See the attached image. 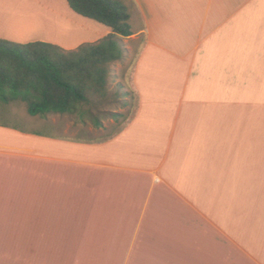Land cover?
Returning <instances> with one entry per match:
<instances>
[{
  "label": "crops",
  "instance_id": "0c3cea01",
  "mask_svg": "<svg viewBox=\"0 0 264 264\" xmlns=\"http://www.w3.org/2000/svg\"><path fill=\"white\" fill-rule=\"evenodd\" d=\"M122 1L134 60L112 68L136 105L118 133L0 103V264H264V0ZM111 32L67 0H0L2 39Z\"/></svg>",
  "mask_w": 264,
  "mask_h": 264
},
{
  "label": "trees",
  "instance_id": "16d2710c",
  "mask_svg": "<svg viewBox=\"0 0 264 264\" xmlns=\"http://www.w3.org/2000/svg\"><path fill=\"white\" fill-rule=\"evenodd\" d=\"M67 1L74 11L112 32L73 50L45 41L25 44L0 38V103L25 104L32 115L71 114L85 119L93 115L87 105L110 97L112 63L126 51L122 38L133 34L129 6L122 0ZM95 122L101 125L100 117Z\"/></svg>",
  "mask_w": 264,
  "mask_h": 264
},
{
  "label": "rangeland",
  "instance_id": "374dc122",
  "mask_svg": "<svg viewBox=\"0 0 264 264\" xmlns=\"http://www.w3.org/2000/svg\"><path fill=\"white\" fill-rule=\"evenodd\" d=\"M136 22H132V26L133 29L136 30ZM131 37H124L122 38V43L124 46H126L127 44H130L131 42H133V39H130ZM141 41V39H137V42L139 43ZM126 54L124 53L123 57ZM122 57V58H123ZM125 62L123 63L125 67H123L120 71V75H123L125 77H127L129 74V70L131 67V64L134 60V54L129 53L125 56ZM121 58V59H122ZM113 69V68H112ZM117 71L113 69V73ZM116 75H112V78L110 80L109 86H110V97L108 99H99L97 98V103H92L90 105H87L89 109H91L93 112V115H88L86 118L93 122L95 124V117H100V119L103 121L104 123L108 126V128H106L105 131H101L98 130L99 132H91L89 135L93 136V137H107L110 135H114L115 133H118L119 130L121 129V127L125 124L126 119H128L129 117H131L132 112L135 109V98H132L129 96V92H127L126 87L122 86L119 87V83L120 82H116L115 79ZM127 89L128 90H132L133 89V85H132V80L131 78H126V80H124ZM117 93V95L115 96L114 94ZM127 97H129L127 99ZM124 98V99H123ZM127 99V104H124L123 100ZM22 107V105H21ZM112 112H115L118 115H114L112 114ZM117 112H121V113H117ZM67 119H75L76 116L74 115H68L66 117ZM98 127V126H97ZM3 246H5L6 244H2ZM77 247V251H76V256H78V258H86V256H88V252L86 249V243H78L75 244ZM91 255V254H90ZM95 264H99L98 260L93 259Z\"/></svg>",
  "mask_w": 264,
  "mask_h": 264
}]
</instances>
